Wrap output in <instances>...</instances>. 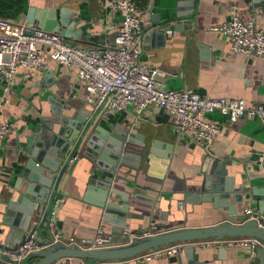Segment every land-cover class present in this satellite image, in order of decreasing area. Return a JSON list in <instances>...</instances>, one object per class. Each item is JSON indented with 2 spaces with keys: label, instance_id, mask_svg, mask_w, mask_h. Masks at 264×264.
Returning a JSON list of instances; mask_svg holds the SVG:
<instances>
[{
  "label": "crops",
  "instance_id": "obj_1",
  "mask_svg": "<svg viewBox=\"0 0 264 264\" xmlns=\"http://www.w3.org/2000/svg\"><path fill=\"white\" fill-rule=\"evenodd\" d=\"M191 1L147 0L149 9L143 22L141 63L162 73L156 79L164 89L191 90L201 96L241 100L246 106H264V56L230 53L228 39L212 31V27L232 15L252 21L259 28L264 27V0H194L195 8L191 16L184 19L183 27L176 29L173 19L179 11L190 12L189 9L193 8ZM114 2L0 0V18L21 23L25 22L23 18L30 8L54 9L56 13L65 15L71 33H80L78 39L66 38V42L81 46H104L109 45L107 37L116 33L122 18ZM155 20L167 32L164 36L145 38ZM100 35H105L104 45L88 41ZM83 96L84 88L75 71L49 60L36 71L19 68L11 82L0 77V122L10 126L9 133L0 139V225L9 201H15L27 185L21 180L27 159L21 149L25 148L26 139L40 120L50 117V107L53 105L64 103L74 108H88ZM205 120L219 128V134L208 152L178 135L172 129L169 115L161 109L149 107L137 116L133 107L128 106L124 111H110L104 117L105 124L102 125L108 128L126 125L131 132L142 136L147 150L156 147L154 151L157 156H151L148 164L143 160L142 173L138 175L134 189L128 187L130 182L115 186L118 191L129 193L130 211L142 217L127 222L131 227L129 231H135L130 238L142 236L148 231L164 232L169 226L178 229L184 227L185 223L197 226L205 219H212V223L221 219L218 216L223 213L212 216L211 211L203 213L201 206L191 204L184 206L182 211V205H179L183 203V189L187 185L189 188L192 182L208 172L213 159L226 164L227 177L234 179L235 188L244 185L248 189L246 208L264 217V201L261 200L264 190V122L257 119L231 122L228 116L218 112L206 115ZM166 153L172 159L168 165L170 169L164 172L163 163L167 160L161 157ZM97 174L88 161L81 160L74 167L72 175L67 177L61 193L63 200L56 215V226L64 244H68L69 238L93 241L100 229L104 235L112 234L102 208L93 203L97 198L86 195L87 179ZM163 174L164 177L168 174L170 179L165 180ZM134 196L142 200L137 201ZM149 200H154L155 204L150 205ZM108 201L114 205L122 203L115 195ZM175 204L181 206L180 210L176 209ZM246 208L238 204L239 215H243ZM215 213L218 214V211ZM17 216L16 211L8 217V221L13 223ZM34 216L30 227L36 223L38 212ZM110 218L117 219L118 213L112 210ZM153 227L160 230L155 232ZM3 228L10 229L8 226ZM43 235L44 244L47 239L51 241L46 231H43ZM192 246L200 262L253 264L249 248L221 243L205 245L202 242L182 245L177 253L147 264H184V249ZM68 261L74 264L78 262L76 259ZM35 262L36 259H32L28 264Z\"/></svg>",
  "mask_w": 264,
  "mask_h": 264
},
{
  "label": "water",
  "instance_id": "obj_2",
  "mask_svg": "<svg viewBox=\"0 0 264 264\" xmlns=\"http://www.w3.org/2000/svg\"><path fill=\"white\" fill-rule=\"evenodd\" d=\"M190 4L193 6L189 9L190 12L179 11L173 19L176 29L178 26L183 27L184 19L191 16L195 8L194 0ZM65 18L63 13H56L54 9L30 8L23 20L34 29L56 32L64 39H78L80 33H71L70 24ZM152 26L145 38L164 36L167 32L158 20L153 21ZM107 38L109 45L114 46L116 33ZM104 40L105 35L88 39L101 45H104ZM107 115L109 112L103 105L93 110L90 106L74 108L59 103L50 107V117L38 122L32 134L26 139L25 148L21 149L27 158L21 180L27 182V185L15 201L13 199L9 201L0 225V264H16L7 253L15 251L25 242L28 231H36L35 243L39 246L44 245L43 231L49 234L47 219L52 205L56 200L63 199L61 193L67 177L72 175L74 167L81 160L88 161L94 171L98 172L96 176L92 175L87 179L86 195L97 198L93 201L94 205L102 208L103 216L107 217L106 223L111 225L112 234L103 235L108 242H103L97 247L91 241L83 248L75 244L66 245L58 242L49 245L44 251L29 254L18 264H28L32 259H36L34 264H53L61 259L84 260L86 264H93L108 260H126L148 250H158L178 243L193 244L200 241L244 237L255 238L260 242L254 250L252 259L253 264H264V227H260L253 220L246 221L237 211L238 204L247 207L245 196L248 189L244 185L234 187V179L227 177L226 164L219 159H213L209 171L204 172L199 180L192 182L189 188L187 185V188L183 189L181 197L183 203L179 205H182V211L184 206L189 204L199 205L203 213L211 211L212 216L223 213L218 216L222 217L221 219L213 223L212 219H205L197 226L185 223L184 227L178 229L169 226L164 232L130 238V234L135 231H129L131 227L127 222L142 217L130 211L129 193L120 192L115 186L127 185V182H130L128 187L134 189L138 175L142 173L143 160L145 159V164H148L151 156H157L154 151L156 147L147 150V146L141 140L142 136L131 132L126 125H114L110 127L111 129L102 125L105 124L104 117ZM161 158L167 160L163 163L165 172L170 169L168 165L172 157L166 153ZM164 179H170L168 174ZM113 195L122 203L119 205L110 203L108 200ZM133 198L137 201L142 200L137 196ZM147 202L150 205L155 204L154 200ZM179 205L175 204L177 210H180ZM112 210L118 213L117 219L110 218ZM16 211L18 216L10 223L8 217ZM217 211L218 214L215 213ZM37 212L36 223L30 227ZM151 218H154V215H151ZM3 226L10 229L6 230ZM154 230L157 232L160 229L156 227ZM46 242L48 244L50 240L47 239ZM194 250L193 246L184 249L186 260L184 264H207L199 261Z\"/></svg>",
  "mask_w": 264,
  "mask_h": 264
},
{
  "label": "built area",
  "instance_id": "obj_3",
  "mask_svg": "<svg viewBox=\"0 0 264 264\" xmlns=\"http://www.w3.org/2000/svg\"><path fill=\"white\" fill-rule=\"evenodd\" d=\"M114 7L121 12V21L116 31L114 46H81L68 43L56 32L32 28L26 22H14L0 18V75L8 82L19 68L36 71L47 61L71 68L84 88L83 99L93 110L103 105L110 111H124L132 106L140 116L149 107L165 111L171 120L172 129L188 138L194 145L208 152L219 134L218 126L205 120V116L218 112L228 116L231 122L241 119H257L264 122V106H246L241 100L201 96L191 90L175 91L162 87L156 77L162 73L141 63V42L144 17L148 6L140 8L133 0H115ZM212 31L224 35L229 41V52L246 56H264V27H257L252 21H244L232 15ZM10 131L6 122H0V139ZM63 199L56 200L48 215L47 225L51 241L37 245L36 231L26 233L25 242L15 251L7 253L12 262L18 264L29 254L44 251L49 245L61 242L56 226V215ZM245 220H253L264 227V217L246 208ZM155 227H153L154 229ZM100 229L94 245L101 246L108 239L103 238ZM151 234L150 231L143 235ZM91 242V241H90ZM205 245L225 244L232 247L254 250L260 245L255 238H225L215 241H200ZM63 243V242H61ZM89 242L69 238L68 244L85 247ZM184 243L148 250L126 260H108L93 264H147L177 253ZM66 261V262H65ZM53 264H74L61 259ZM75 264H86L78 260Z\"/></svg>",
  "mask_w": 264,
  "mask_h": 264
},
{
  "label": "trees",
  "instance_id": "obj_4",
  "mask_svg": "<svg viewBox=\"0 0 264 264\" xmlns=\"http://www.w3.org/2000/svg\"><path fill=\"white\" fill-rule=\"evenodd\" d=\"M133 1L140 8L145 7L147 3V0H133Z\"/></svg>",
  "mask_w": 264,
  "mask_h": 264
}]
</instances>
